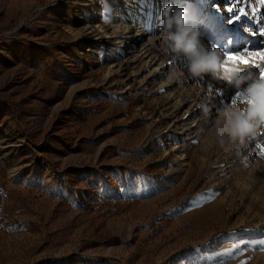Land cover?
<instances>
[{"label": "rangeland", "instance_id": "rangeland-1", "mask_svg": "<svg viewBox=\"0 0 264 264\" xmlns=\"http://www.w3.org/2000/svg\"><path fill=\"white\" fill-rule=\"evenodd\" d=\"M135 2L0 0V264H264V157L256 147L264 138L240 157L220 148L207 130L238 90L192 78L188 61H174L156 39L147 53L169 63L164 87L135 44L117 43L137 5L142 30L157 24V2ZM168 2L188 6L189 19L231 53L264 50V36L246 30L258 32L254 18L229 23L223 9L235 0ZM240 6L249 16L262 7ZM77 21L97 29L93 38L106 36L93 59ZM115 46L112 64L107 48ZM189 118L197 126L188 128ZM233 244V255H217Z\"/></svg>", "mask_w": 264, "mask_h": 264}, {"label": "clouds", "instance_id": "clouds-1", "mask_svg": "<svg viewBox=\"0 0 264 264\" xmlns=\"http://www.w3.org/2000/svg\"><path fill=\"white\" fill-rule=\"evenodd\" d=\"M159 19V38L165 54L170 55L174 61L186 58V70L192 78L210 77L211 80L238 90L230 103L217 109L216 119L207 130V135L220 148L225 151L234 149L240 157L242 150L264 133V66L234 64L229 67L224 52L218 47L207 48L203 45L201 29L195 21L189 19L187 7L166 3L160 11ZM246 30L249 33L252 31L251 28ZM175 75L173 72L169 79ZM212 97L213 89L209 87L201 104L206 122L212 111ZM259 144H264V139H259Z\"/></svg>", "mask_w": 264, "mask_h": 264}, {"label": "bare ground", "instance_id": "bare-ground-1", "mask_svg": "<svg viewBox=\"0 0 264 264\" xmlns=\"http://www.w3.org/2000/svg\"><path fill=\"white\" fill-rule=\"evenodd\" d=\"M139 0H136V5L138 3ZM156 3V7L158 8V15H157V24L155 27L153 28H144V30H142L140 26H138L140 24V19H139V5H137L136 7H133L131 9V15H129V20H128V24L126 25V30H127V35L125 38H123L121 41L117 42V43H130V44H135V52L140 53V55L145 54V57H148L147 62L150 66H154L152 67V72L150 76H154L155 78H157L159 80V82L161 83L162 86H168L169 85V81L167 82L165 77L168 76V62L165 61L163 63H159L156 65V61H153V57L151 58V56L149 55L150 52L147 53L148 50H150L149 48L151 47L152 44L156 43V39H160V29H159V25L161 24L160 19L158 18V16H160V11L161 9L164 7V5L166 3H169L168 0H161V7H159V3L158 0H154ZM209 1H214V0H209ZM216 1V0H215ZM226 1V0H225ZM188 7V6H187ZM215 6L212 8V11H215ZM217 9V8H216ZM156 10H154L153 12H150V14H154ZM220 22H223L222 18H220L219 20ZM82 22L77 21L74 23V28L73 30L76 33H80L81 37H82V47L84 49V54L89 57V59H93V55L94 53L104 47V45L106 44V36H99L97 38H93V36L95 35L94 33L97 32V29H94L91 26L89 27H83L81 26ZM153 26V25H152ZM120 28V25H118V30ZM120 31V30H119ZM202 34V43L203 45L206 47V45H208V42L214 40L215 44H213L212 47H218L222 52H231V49L228 48L227 43H223L220 44L219 40L217 38L214 39L212 32H204L201 31ZM104 33H108V26L105 29ZM123 33V31L121 30V34ZM159 33V34H158ZM156 34L158 35L156 37ZM118 37L115 35L113 37V39H117ZM127 38H129L130 40L127 41ZM143 44H146V46H143ZM128 47V45H127ZM107 59H111L110 62H112V64L115 62L116 59H118L120 57V52L118 51V46L115 47H110L107 48ZM156 60V59H155ZM184 60H187L186 58H182L181 61L183 62ZM165 65V67L163 66ZM204 78V77H203ZM202 79V78H201ZM200 108V106L195 109V110H191L193 109V107L190 110H187L186 113L189 114V116L191 117L194 112H196L198 109ZM185 112V111H184ZM191 126H188V128H193L195 126H197V123H195V119L194 118H189V122ZM188 125V124H187ZM173 146V150L177 149L179 146L175 145L172 143ZM252 148V147H251ZM230 165V164H229ZM232 165V164H231ZM171 183V182H170ZM173 184V183H172ZM164 185H168L171 186V184H164Z\"/></svg>", "mask_w": 264, "mask_h": 264}, {"label": "snow or ice", "instance_id": "snow-or-ice-1", "mask_svg": "<svg viewBox=\"0 0 264 264\" xmlns=\"http://www.w3.org/2000/svg\"><path fill=\"white\" fill-rule=\"evenodd\" d=\"M260 5L262 6L261 9H257L254 6L251 8V16H249L248 9L244 6H240L237 9V5L239 4V0H235L234 3H229L224 7V11L228 12L229 14H232V18L229 21V23H232L234 21H239L241 17L248 16L250 18H254L255 22L258 27V32L257 31H251V35L256 36H264V0H258ZM217 10H220L219 5H215ZM103 22L104 23H110L111 22V15L110 13L106 12L103 17ZM244 53H247V57H245L243 54L242 55H237V53H231V52H224L225 53V59L228 60V62L232 63H238L241 65H261L264 66V64L261 63H256L255 61L259 60L261 62H264V50H258V51H253L249 50L248 48H245L243 50ZM238 98V97H237ZM261 138H264V133L261 134ZM256 147L260 148V155L261 157H264V145H256ZM261 245H264V240H261L259 242ZM240 248V244H233L231 249H228L227 251L223 253H218L217 255L221 256H231L233 255L234 251L238 250ZM209 259H212V257H209ZM241 264H247V261H241Z\"/></svg>", "mask_w": 264, "mask_h": 264}]
</instances>
